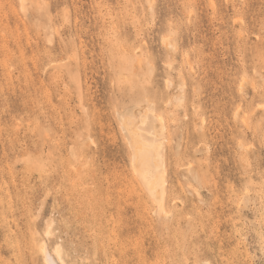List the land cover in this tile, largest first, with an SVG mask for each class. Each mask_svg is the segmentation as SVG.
<instances>
[{"label":"rangeland","instance_id":"rangeland-1","mask_svg":"<svg viewBox=\"0 0 264 264\" xmlns=\"http://www.w3.org/2000/svg\"><path fill=\"white\" fill-rule=\"evenodd\" d=\"M42 244L264 264V0H0V264Z\"/></svg>","mask_w":264,"mask_h":264},{"label":"bare ground","instance_id":"bare-ground-1","mask_svg":"<svg viewBox=\"0 0 264 264\" xmlns=\"http://www.w3.org/2000/svg\"><path fill=\"white\" fill-rule=\"evenodd\" d=\"M141 107V106H140ZM154 118V117H153ZM138 122H139V117L138 116H134V115H131L130 117H128V120H127V123L124 125L125 126V128L129 131V132H131L132 134L135 132H137V129H139V125H138ZM141 129V128H140ZM158 132V131H157ZM159 133V132H158ZM161 134V133H160ZM136 135H138V134H136ZM141 136V135H140ZM135 137V136H134ZM139 139H141V137H138V136H136V140H139ZM134 141V140H133ZM136 146V145H135ZM151 147V146H150ZM152 147H153V149L156 151V152H158V145H156V144H154V143H152ZM146 148V147H145ZM137 151H139V152H137L138 153V155L137 156H139L140 158L142 157V159H143V161H144V158L145 159H147V152H146V149L145 150H141V149H138ZM148 151V153H149V149L147 150ZM151 152V151H150ZM153 152V151H152ZM150 154V153H149ZM143 155L145 156L144 158H143ZM153 154H151V156H152ZM138 157V158H139ZM152 157H154V156H152ZM142 159H140V160H142ZM136 160H137V157H136ZM158 160V159H157ZM146 161V160H145ZM159 161V160H158ZM158 161H155V160H153V159H149L146 163H145V166L141 169V174L143 175V177L148 181V184H149V186H150V189L152 190V192L156 195V197H158L160 200H158L159 202L161 201V203H159L160 205L162 204V187H161V185L163 184L162 183V175L159 173V172H157L156 170H157V168L156 167H158L157 165L158 164H155L154 162H158ZM138 162V161H137ZM140 162V161H139ZM144 163V162H143ZM138 164H140V163H138ZM160 164V163H159ZM143 166V165H142ZM141 166V167H142ZM159 168V167H158ZM163 179H164V175H163ZM144 180V179H143ZM144 182V181H143ZM164 186V185H163ZM149 189V190H150ZM164 200V199H163ZM161 207V206H160ZM159 207V208H160ZM161 208H165V207H163V205H162V207ZM162 210V209H161ZM41 249H42V251L44 252V254H45V259H46V263L47 264H54L53 263V260H52V257L50 256V254H49V252L47 251V248H46V246H45V244H42V246H41Z\"/></svg>","mask_w":264,"mask_h":264}]
</instances>
